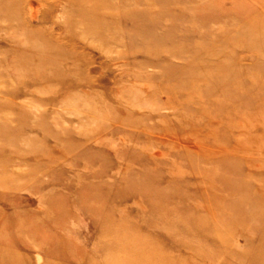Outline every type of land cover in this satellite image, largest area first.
<instances>
[{
    "label": "rangeland",
    "instance_id": "374dc122",
    "mask_svg": "<svg viewBox=\"0 0 264 264\" xmlns=\"http://www.w3.org/2000/svg\"><path fill=\"white\" fill-rule=\"evenodd\" d=\"M258 30L264 0H0V264H264Z\"/></svg>",
    "mask_w": 264,
    "mask_h": 264
},
{
    "label": "bare ground",
    "instance_id": "6f19581e",
    "mask_svg": "<svg viewBox=\"0 0 264 264\" xmlns=\"http://www.w3.org/2000/svg\"><path fill=\"white\" fill-rule=\"evenodd\" d=\"M260 30H258V33H257V37L255 39V43L254 44H264V30L259 32ZM263 32V33H262Z\"/></svg>",
    "mask_w": 264,
    "mask_h": 264
}]
</instances>
